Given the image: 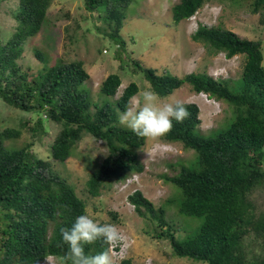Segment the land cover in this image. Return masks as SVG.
<instances>
[{"label":"trees","instance_id":"1","mask_svg":"<svg viewBox=\"0 0 264 264\" xmlns=\"http://www.w3.org/2000/svg\"><path fill=\"white\" fill-rule=\"evenodd\" d=\"M54 1L19 0L13 12L15 32L6 42L0 37V100L20 112L38 115L35 124L24 120L18 126L0 129V264H42L49 256L61 263L68 246L62 243L60 228H70L76 217L87 214L88 198L100 197L115 183H125L144 170L138 150L145 147L147 139L119 123L121 112L139 93L136 83H130L117 97L122 77L121 73H111L100 84L95 100L89 85L91 76L82 61L59 58L49 64L48 52L33 47L42 69L33 71L21 65L26 42L30 43L47 24ZM209 1L241 4V0H179L170 8L173 21L180 24L190 20ZM83 2L91 17L101 19L102 35L115 44L120 70L134 66L133 71L141 72L161 98L187 84L194 93L224 102L232 110L234 121L229 123L227 116L223 127L220 124L208 134L201 130L197 104H186L190 117L183 123L173 121V130L160 138L166 144L182 145L193 155L188 160L168 161L166 167L174 173L160 178L179 191L176 213L202 220L198 231L179 239L175 226L166 219V209L157 208L139 190L128 197L137 215L155 224V238L170 242V258L202 264H264V209L256 196L264 191L262 41L242 38L222 25L200 24L192 41L202 44L209 56H243L239 77L215 78L205 71L183 77L159 73L128 56V42L121 31L126 10L134 0ZM244 4L250 14L259 15L264 26V0H244ZM47 121L59 130L43 159L32 148L44 142ZM226 123L229 127L224 129ZM85 133L104 142L109 150L89 176L84 191L87 199L81 198L54 166L71 158ZM171 197L167 203L173 202ZM110 216L109 223H119L118 213ZM108 248L98 240L86 245L85 252L96 254ZM121 263L129 264L126 259Z\"/></svg>","mask_w":264,"mask_h":264},{"label":"rangeland","instance_id":"2","mask_svg":"<svg viewBox=\"0 0 264 264\" xmlns=\"http://www.w3.org/2000/svg\"><path fill=\"white\" fill-rule=\"evenodd\" d=\"M178 1L134 0L126 10V20L121 31V35L128 42L130 58L138 59L142 65L158 70L159 73L167 72L179 77L205 71L215 78L237 79L243 68V56L236 55L231 59L224 53L209 56L202 44L191 39L200 24L222 25L242 38L261 40L264 66V26L260 24L259 15L250 14L244 0L240 1V5L209 1L192 19L176 24L170 8ZM18 4L19 0H0V37L5 42L16 30L17 22L13 12ZM48 18L40 34L30 40V43L29 40L26 42L24 60L21 61L23 68H32L33 71L42 69L43 65L35 57L33 50V47H36L41 52H48L46 58L49 64H55L59 58H64L66 62L82 61L91 76L89 85L95 100L100 84L111 73H121L123 85L117 97L121 96L130 83L138 85L139 93L132 99L131 105L137 104L141 100V93L151 88L141 72L133 71L134 66H127L125 71L120 70V62L113 51L116 49L115 44L99 31V28L103 27L101 19H98L97 15L90 16L83 0H55ZM89 29L91 31H88ZM105 50L108 53H105ZM100 52L102 54H99ZM124 55L125 61H128L126 53ZM207 98L205 94L194 93L186 84L172 95L161 99L164 102L181 100L185 104H197L200 109L201 130L209 134L210 130L218 128L220 124L223 127L227 116H230L229 123H232L234 118L226 103H216ZM37 118L38 115L34 112H20L0 100V129L18 126L24 120L35 124ZM229 123H226L228 125L224 129L229 127ZM44 124L47 131L46 137L42 138L44 142L32 148L38 157L43 159L50 153L48 145L59 130L58 126L49 121ZM108 155L109 150L104 142L85 133L77 143L75 151L73 150L71 158L63 164L55 163L54 166L68 179L78 195L87 199L88 194L84 191L89 176ZM138 155L144 170L134 174L125 183H115L113 188L105 190L100 197L88 198L87 215L98 223H109L112 222L110 213H118L119 223L114 224L123 236L118 251L129 264H202L188 258H170V242L155 238V224L139 217L134 206L128 201V197L139 190L157 208L164 207L167 211L166 219L170 225L175 226L179 239L198 231L202 220L177 214L176 203L179 196L176 193L179 191H176L171 183L160 178L162 174L174 173L166 167L168 161L188 160L192 158V153L185 152L182 145L173 143L169 146L158 138L147 139L145 147L138 150ZM256 196L264 209V191L258 192ZM170 197L173 202L167 203ZM42 264L61 263L56 257L49 256Z\"/></svg>","mask_w":264,"mask_h":264},{"label":"clouds","instance_id":"3","mask_svg":"<svg viewBox=\"0 0 264 264\" xmlns=\"http://www.w3.org/2000/svg\"><path fill=\"white\" fill-rule=\"evenodd\" d=\"M189 117L190 112L183 101L164 102L154 89H148L141 93V100L137 104L125 107L120 114L119 123L138 137L155 140L173 130V121L183 123ZM59 231L62 243L68 246L61 264H114L112 246L117 243L119 245L123 239L117 225L98 223L87 214L76 217L70 228L61 227ZM98 240L108 244V250L86 254L85 246L93 245Z\"/></svg>","mask_w":264,"mask_h":264},{"label":"built area","instance_id":"4","mask_svg":"<svg viewBox=\"0 0 264 264\" xmlns=\"http://www.w3.org/2000/svg\"><path fill=\"white\" fill-rule=\"evenodd\" d=\"M116 247H118V243L112 246V256H113L114 264H117V263L119 264L123 260V255L120 254V252L117 250Z\"/></svg>","mask_w":264,"mask_h":264}]
</instances>
